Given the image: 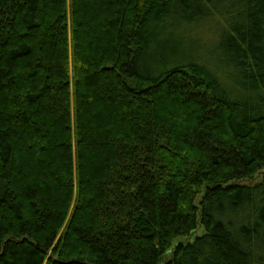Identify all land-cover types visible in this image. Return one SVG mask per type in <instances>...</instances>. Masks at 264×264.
<instances>
[{"label": "trees", "instance_id": "obj_1", "mask_svg": "<svg viewBox=\"0 0 264 264\" xmlns=\"http://www.w3.org/2000/svg\"><path fill=\"white\" fill-rule=\"evenodd\" d=\"M0 264H264V0H0Z\"/></svg>", "mask_w": 264, "mask_h": 264}, {"label": "rangeland", "instance_id": "obj_2", "mask_svg": "<svg viewBox=\"0 0 264 264\" xmlns=\"http://www.w3.org/2000/svg\"><path fill=\"white\" fill-rule=\"evenodd\" d=\"M211 35L208 36V38L210 39V45H213L214 42L217 39V28L216 27H212V29L209 31ZM214 47V46H213ZM213 51V50H212ZM212 54V53H211Z\"/></svg>", "mask_w": 264, "mask_h": 264}]
</instances>
